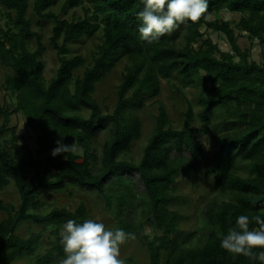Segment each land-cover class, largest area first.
I'll list each match as a JSON object with an SVG mask.
<instances>
[{"label": "trees", "instance_id": "1", "mask_svg": "<svg viewBox=\"0 0 264 264\" xmlns=\"http://www.w3.org/2000/svg\"><path fill=\"white\" fill-rule=\"evenodd\" d=\"M29 1L0 0L14 12L12 25L0 27V60L13 70L5 81L16 95L14 110L28 117L45 158H34L31 151L20 155L16 137L6 138V123L0 125V188L13 182L20 198L17 207L0 200V210L7 215L0 219V264H15L21 257L36 254L41 236L17 234L22 222L54 227V246L34 264H57L64 258L61 228L69 219L77 223L87 219L86 206L81 202L74 211L53 207L42 213L38 212L42 205L39 196L70 185L103 196L118 217L114 230L140 235L149 264H262L259 259L224 250L221 234L235 227L240 215L250 218V230L259 227L252 217L264 219V62L251 60L249 51L241 49L229 21L209 20L208 16L222 10L239 13L240 29L264 43V0H208V10L198 22L181 25L180 42L174 31L152 44L143 41L138 31L137 13L143 10V0H66L70 7L89 3L83 5L84 15L76 20L60 18L50 9L58 0H33L34 15L54 21L50 42L59 66L48 82L43 79L44 63L40 59L44 50L41 34L32 28L27 16ZM203 25L224 33L231 51L220 49L209 36L203 38ZM99 30L103 39L90 63L82 54L71 55L70 43L92 37ZM31 38L37 41L34 50L28 48ZM120 55L126 56L127 62L115 106L106 112L94 93ZM80 67L82 73L75 76ZM174 75L180 91L189 86L198 88L201 111L196 114L188 102L184 122L175 128L160 102L141 158H127L133 142L141 136L137 112L144 106L146 94L158 95L160 77L171 79ZM218 109L224 113L221 130L209 127ZM5 115L7 118L8 113ZM196 117L202 127L193 125ZM107 128L109 136L99 156L93 148L94 137ZM199 133H209L214 143L207 160L203 159L204 145L195 139ZM60 136L65 144L79 141L84 151L82 161H78L77 153L51 155ZM239 161L251 167L247 174L239 172ZM200 167L213 177V186L222 196L212 197L203 206L201 237L179 242L180 215L169 209L176 199L169 188L181 169L194 172ZM135 184L139 191L134 190ZM136 199L139 206L134 204ZM136 207L161 235L149 239L143 222L136 223ZM163 250L168 251L164 262ZM253 251L258 256L261 249Z\"/></svg>", "mask_w": 264, "mask_h": 264}, {"label": "rangeland", "instance_id": "2", "mask_svg": "<svg viewBox=\"0 0 264 264\" xmlns=\"http://www.w3.org/2000/svg\"><path fill=\"white\" fill-rule=\"evenodd\" d=\"M65 1L66 0H58V2L50 9L60 18L68 20H76L82 17L84 15L83 5H89V3L86 2L83 5L81 4L70 7L65 4ZM32 2L33 0L29 1L27 16L32 20V28L41 34L44 50L40 59L44 63L43 79L45 82H48L59 66L58 56L50 42L54 21L40 19L35 16L32 10ZM13 15L14 12L11 9L4 7L0 3L1 28H7L12 25L10 18L13 17ZM240 17L241 14L239 13L222 10L219 14L212 13L208 16V19L229 21L231 27L234 29V33L237 36V43L241 49L249 51V58L251 60L263 63L264 43H261L258 38H252L247 32L240 29L238 26ZM201 30L205 32L203 38L209 36L213 42L219 45L220 49L231 51L230 43L224 33L212 28L206 29L205 25L201 27ZM175 33L178 34V41L180 42L182 40L181 29H177ZM102 39V31L99 30L92 37H85L81 40L70 43L69 47L71 49V55L82 54L86 58V61L90 63L92 61V54L96 51L97 46ZM200 43L201 42L199 41L196 45H199ZM36 47V38H31L28 42V48L34 50ZM126 62V56L120 55L111 72L106 75L103 81L97 84L94 97L106 112H111L115 106L117 100V88L121 82V76L124 72ZM82 70L83 67L76 69L75 76L80 75ZM12 73L13 70L3 64L0 60V125L6 123L4 130L6 138L11 139L13 135L16 137L15 144L20 155L31 151L34 158L44 160L45 154L39 151L36 142L37 135L28 124V117L22 111L14 110L16 106V95L6 87L5 81L6 75ZM160 80L161 92L156 96H149L146 94L144 106L137 112L142 122L141 136L133 142L130 152L127 153V158L129 159L138 161L141 158L147 140L155 127L160 102L165 105L171 119V125L175 128L182 126L188 102L192 104L196 114L201 111V107L198 104V88L189 86L182 88L180 91L178 89V86H180L179 79L176 75L171 79L161 76ZM5 113H8L7 118ZM83 114L87 116L88 112L84 110ZM223 117V110H216L212 116L209 127L211 129L216 127L218 130H221L223 127L221 123ZM193 125L196 127L203 126L198 117L193 121ZM108 136L109 130L107 128L94 137L93 148L99 156L101 155V146ZM195 139L196 142L204 145L203 159H209L214 148L211 135L209 133H199L195 136ZM75 141L78 144V150L76 152L79 155L78 161H82L84 151L79 141ZM93 166L96 167L97 165ZM238 168L241 174H247V172L251 170V167L247 163L241 161L238 162ZM133 187L136 191L140 190L138 189V184H135ZM169 192L176 196V199L169 205V209L178 212L180 215V222L177 226L176 233L177 240L179 242H186L194 238H200L203 232V215L201 212L203 206L212 197L222 196V193L213 186V177L205 175L202 167L194 172H186L181 169L177 173L174 183L170 185ZM39 198L42 205L38 212L45 213L50 211L53 207L66 208L74 211L78 205L83 202L88 213L87 219H94L97 222H101L107 229L111 230H114L117 226L118 217L115 208L107 206L105 199L99 193L82 189L76 185H70L62 191L41 192ZM0 200L4 203H13L16 207L19 205V193L13 182L4 188H0ZM134 204L139 206L141 203L139 202V199H136ZM6 217V213L0 210V219ZM135 220L137 224H139L140 221L143 222V229L149 239L161 235V230L156 229L149 224L146 221V216L140 214V207L135 208ZM53 231L54 227L49 225L44 226L33 224L32 222H22L18 226L17 234L22 237H27L31 233H39L41 239L35 255L21 257L14 263L34 264L39 255L44 254L54 246L56 234H54ZM167 255L168 251L163 250L161 255L163 262L166 260ZM119 258L124 260L125 264H149L148 250L144 242H142L140 235H138L135 240H129L121 245V254ZM60 260L57 264H59Z\"/></svg>", "mask_w": 264, "mask_h": 264}, {"label": "clouds", "instance_id": "3", "mask_svg": "<svg viewBox=\"0 0 264 264\" xmlns=\"http://www.w3.org/2000/svg\"><path fill=\"white\" fill-rule=\"evenodd\" d=\"M208 0H143V10L137 13L140 21V38L148 44L159 41L189 21L198 22L208 10ZM62 136L56 140L51 155L76 153L78 144H65ZM259 227L250 230V218L240 215L236 226L222 235L221 247L231 254L244 255L259 259L264 264V219L260 215L251 218ZM60 243L64 258L59 264H125L120 259L121 245L135 240L133 233L123 229L111 230L94 219H85L81 223L69 219L60 231ZM261 249L258 256L253 251Z\"/></svg>", "mask_w": 264, "mask_h": 264}]
</instances>
